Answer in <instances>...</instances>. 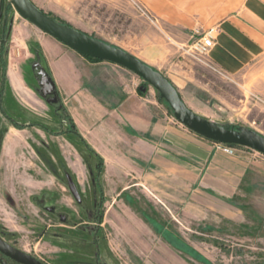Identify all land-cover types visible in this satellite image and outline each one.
Listing matches in <instances>:
<instances>
[{"label": "crops", "instance_id": "0c3cea01", "mask_svg": "<svg viewBox=\"0 0 264 264\" xmlns=\"http://www.w3.org/2000/svg\"><path fill=\"white\" fill-rule=\"evenodd\" d=\"M31 1L56 21L125 51L121 45L127 42L120 39L133 35L130 44L141 47L140 55L127 52L165 76L192 111L206 118L197 108L210 99V103L217 102L225 109L234 110L242 122L257 123L260 128L257 132L264 136V104L243 92L247 88L249 94L264 100V0H138L155 18L157 32L154 33H149V22L136 10L132 14L117 6L115 0H92L91 5L88 0H75V24L68 12L67 18H57L41 7L40 0ZM101 6L113 8L109 17L101 16ZM106 21L107 30L121 31L111 40L97 31L90 32L101 31L100 24ZM33 26L42 34L38 49L62 109L72 128L102 160L99 171L98 158L92 153L97 159L95 174H88L86 182V188L91 190L97 186L96 198L103 200L105 189L124 192L140 184L131 182L126 186L125 178H143L147 188H162V195L164 190L174 187H165V180L174 183L177 190H194L195 160L199 159L207 163L203 177L209 185L226 196L251 198L246 204L253 207L264 206V157L244 149L211 152V140L187 129L170 112H165L163 103L145 91L144 80L138 75L109 61L90 60ZM210 29H213V46L205 60L231 80L220 82V86L205 79L201 71L213 76L215 73L204 67L202 61L179 53L182 47H189L195 38ZM16 69L20 76L19 67ZM58 135L66 139L63 134ZM16 146L8 153L15 154ZM70 163L74 183L80 189L82 182L78 175L87 172L81 162ZM24 179H28L31 188H45L42 182ZM124 197L130 203L134 199L127 192ZM188 202L193 203L190 199Z\"/></svg>", "mask_w": 264, "mask_h": 264}, {"label": "rangeland", "instance_id": "374dc122", "mask_svg": "<svg viewBox=\"0 0 264 264\" xmlns=\"http://www.w3.org/2000/svg\"><path fill=\"white\" fill-rule=\"evenodd\" d=\"M11 1L0 0V87H4V110L19 124L14 126L5 120L0 121V140L3 141L0 170L3 167L10 174L17 170L22 173L30 167L32 179L44 183L45 188H29L26 191L27 189L14 190V186H9L11 193L14 191L12 198L17 203L13 206L5 195L2 196L3 181L0 179V235L45 264H96V249L92 241L94 236L97 237L99 248V264H264V206L253 207L246 204L251 198L226 196L215 186L209 185L203 177L207 163L199 159L195 160L197 170L194 190H177L174 183L165 180V187H174L164 190L162 195V188H147L143 184V178H125L123 181L126 186L131 182L140 184L130 186L124 192L105 189L102 204L95 211L91 202L97 186L91 190L86 188V182L89 180L88 174H95L97 159L75 135L64 133L65 140L58 135L73 128L62 106L52 107L41 97L33 74L34 66H45L38 49L39 35L42 34L18 14ZM88 1L91 5L92 0ZM115 1L117 6L130 10L132 14L135 11L129 2L132 0ZM39 3L45 11L57 18H67L68 12L71 15L68 16L69 19L75 22V0H40ZM101 9L102 11L98 10L101 16L107 18L113 8L108 10L101 6ZM117 15L116 13L115 16ZM150 15L154 22L155 18L151 13ZM146 20L149 22V29H153L149 33L157 32L156 23ZM100 26L101 31L96 27L97 30L90 32L97 31L106 40H111L114 34L121 32L107 30L108 21ZM133 40V35L126 38L122 36L120 42L127 44L121 46L139 56L141 47L130 44ZM183 48L179 53L194 59L188 52V47ZM200 62L213 71L203 60ZM16 66L21 71V77ZM201 73L205 79L218 86L222 81H231L225 77L222 79L215 71L212 72L215 76L206 71ZM143 85L149 95L163 103L164 111L173 115L158 92L145 81ZM243 92L253 99V93L249 94V89L244 88ZM209 100L202 102L197 108L206 114V119L227 128L260 129L257 123L251 120L242 122L234 110L225 109ZM31 123L35 125H29ZM15 144L16 151L12 155L8 152ZM209 144L211 152L218 150L215 142L211 141ZM70 145L78 154L75 155ZM233 148L249 150L257 157H264L246 147ZM71 160L81 162L87 172L78 175L80 181H84L79 190L83 198L81 206L75 203L64 178V175H69L74 183ZM43 191L48 193L47 203L44 204L57 205L56 213L65 214L68 221H60L56 215H50L43 205H34L27 195H39ZM126 192L134 198L131 203L124 197ZM188 199L193 203L189 205ZM241 202L245 205H240ZM87 209H93L97 213L100 211L102 219L98 235L94 233L98 226L97 215L93 218V213H88ZM79 210L89 216L74 220ZM257 210L260 213L254 212ZM48 226H51L48 232L40 238ZM53 233L63 236L55 237Z\"/></svg>", "mask_w": 264, "mask_h": 264}, {"label": "water", "instance_id": "95a60500", "mask_svg": "<svg viewBox=\"0 0 264 264\" xmlns=\"http://www.w3.org/2000/svg\"><path fill=\"white\" fill-rule=\"evenodd\" d=\"M11 2L22 18L80 55L115 63L138 75L158 92L172 110L174 118L187 129L213 142L246 147L264 156L263 135L247 127L227 128L196 114L187 107L176 88L165 76L137 57L120 47L56 21L31 0H12ZM33 74L39 85L41 97L52 107L60 108L58 94L49 74L39 65L34 66ZM65 177L72 196L79 203L81 199L75 184L69 175ZM0 252L19 264H43L2 239H0Z\"/></svg>", "mask_w": 264, "mask_h": 264}, {"label": "flooded vegetation", "instance_id": "af4514ba", "mask_svg": "<svg viewBox=\"0 0 264 264\" xmlns=\"http://www.w3.org/2000/svg\"><path fill=\"white\" fill-rule=\"evenodd\" d=\"M3 92H4V87L2 86V87H0V115H1L0 121L5 120V121L9 122L11 125H14V126L15 125H18L19 123H17L16 121L13 120V118L8 114L7 110H4L5 108L3 107V101H2L3 100V96H2L3 95ZM2 149H3V141L0 140V154L2 152ZM32 177L33 176L31 174V168L30 167H27L26 169H24L22 173L18 172V170H17L15 172L14 171L11 172V174L8 173L2 167L1 170H0V179H2V181H3V194H2V196L5 195V197H7L8 202L10 204H13V206H14V204L16 203V202H14V200L12 198V196L14 197V191H12V193H11V188L9 186H12V187L14 186L13 187L14 190H16V189L17 190H25V189H27L26 191H29V188H31V187L27 183L28 182V179H24V178H29V179L31 178L32 179ZM64 178H65V181H66L65 175H64ZM14 179H15V181H14ZM8 180H11V181H8ZM66 185H67V182H66ZM75 185H76V183H75ZM67 187H68V185H67ZM76 188H77V191H78V193L80 195V199H81V201L79 203L72 196L69 188H68V190H69L71 196L73 197L75 203L78 206H81V205H83V198H82V196L80 194V191H79L80 189H78V186L77 185H76ZM43 192L40 193L39 195H36L35 193H31V194L28 193L27 195H28V197L30 196L29 198H30V200L32 201V203L34 205H38L39 207L41 205H43V208H45L47 211H49L50 212V215H56L60 221H64V222L68 221V218L65 217V214L56 213V207H57V205L44 204V203H47L48 193H45L44 192L45 193L44 194ZM97 193L98 192H96V193L93 192V194H92L93 197H92V202H91L93 204V206H94L95 211H98L99 210V207L102 204V199L96 198V194ZM90 210L87 209V212L88 213H91L92 212L93 214H91V216L93 218H95V216L97 215L96 216V219L98 220V226L96 227V229H95L96 231H94V233L98 235V233L101 231V228H100V224L101 223L100 222H101L102 216L100 215V211L97 213V212H93V209L91 211ZM88 216H89V214H84V213H82V210H79V212L76 213V216H75V219L74 220H78V218H85V217L87 218ZM75 226H78V224L75 225ZM50 227L51 226H48L47 228L44 229V231L40 235V238L43 237L44 235H46V233L48 232V230H49ZM52 235H54L55 237L56 236H58V237H62L63 236V235L54 234V233ZM0 239H2L7 244H9V245H11V246L19 249L17 246L13 245L9 241H7L5 238H3L1 235H0ZM96 240H97V237H95V236L92 237V241H93V243L95 245V249H96V254L94 255V259L96 260L95 261L96 264H99V262H98L99 248L97 246V241ZM20 251H22V250H20ZM22 252H24V251H22ZM40 262H42L43 264H45V262H43V261H40ZM0 264H19V263H17L15 261H13L12 259L6 257L5 255H3L0 252Z\"/></svg>", "mask_w": 264, "mask_h": 264}, {"label": "built area", "instance_id": "2783aa9c", "mask_svg": "<svg viewBox=\"0 0 264 264\" xmlns=\"http://www.w3.org/2000/svg\"><path fill=\"white\" fill-rule=\"evenodd\" d=\"M132 5L134 7V9L137 11V13L148 20H153L152 16L150 15V13L147 11V9H145L144 6H142L139 2H137L136 0H132ZM212 32L213 29H210L209 31H206L202 34H200L197 38H195L192 43L189 45L188 52L190 53V55H192V57L196 60H205L207 53L209 51V49L213 46V38H212ZM205 63L216 73H218L219 75H221L222 77H225L228 79V76L226 74H224L220 69L214 67L209 61L205 60ZM252 97L255 101L263 103L264 104V100L259 97L258 95L252 94ZM216 148L218 150H223L225 152L231 153L233 151V146L232 145H228V144H223V143H218L215 142Z\"/></svg>", "mask_w": 264, "mask_h": 264}, {"label": "trees", "instance_id": "16d2710c", "mask_svg": "<svg viewBox=\"0 0 264 264\" xmlns=\"http://www.w3.org/2000/svg\"><path fill=\"white\" fill-rule=\"evenodd\" d=\"M86 57V56H85ZM88 59H90V60H99V59H96V58H92V57H87ZM29 125H35L34 123H31V124H29ZM16 126V125H15ZM24 126V125H23ZM46 130V129H45ZM47 131V130H46ZM64 133H71V134H73V135H75L76 137H78L80 140H81V142H82V144L91 152V153H93L94 155H96L89 147H88V145L82 140V138L80 137V135L77 133V131L76 130H68V131H64V132H62V133H59V134H64ZM232 146H234V145H232ZM240 147H242V146H240ZM97 156V155H96ZM97 158H98V164H97V167H98V170L100 171V169H101V166H102V160H101V158L100 157H98L97 156Z\"/></svg>", "mask_w": 264, "mask_h": 264}]
</instances>
